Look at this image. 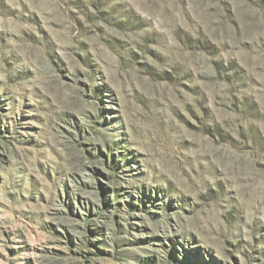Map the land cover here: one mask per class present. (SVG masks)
I'll return each instance as SVG.
<instances>
[{
  "label": "rangeland",
  "instance_id": "rangeland-1",
  "mask_svg": "<svg viewBox=\"0 0 264 264\" xmlns=\"http://www.w3.org/2000/svg\"><path fill=\"white\" fill-rule=\"evenodd\" d=\"M0 264H264V0H0Z\"/></svg>",
  "mask_w": 264,
  "mask_h": 264
}]
</instances>
